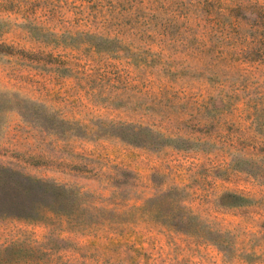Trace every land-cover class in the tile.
Wrapping results in <instances>:
<instances>
[{
  "label": "rangeland",
  "instance_id": "374dc122",
  "mask_svg": "<svg viewBox=\"0 0 264 264\" xmlns=\"http://www.w3.org/2000/svg\"><path fill=\"white\" fill-rule=\"evenodd\" d=\"M0 166V264H264V0H0Z\"/></svg>",
  "mask_w": 264,
  "mask_h": 264
},
{
  "label": "trees",
  "instance_id": "16d2710c",
  "mask_svg": "<svg viewBox=\"0 0 264 264\" xmlns=\"http://www.w3.org/2000/svg\"><path fill=\"white\" fill-rule=\"evenodd\" d=\"M130 133L133 138L132 143L149 145L152 142L153 133L146 126H133ZM155 136L162 142L169 140L160 134ZM54 189L56 190L44 180L0 166V217L45 220L47 218L45 213L52 212ZM228 195L233 198L232 200H245L238 194L228 193ZM6 249L7 246L4 247V250ZM1 261L2 264H6L5 259Z\"/></svg>",
  "mask_w": 264,
  "mask_h": 264
}]
</instances>
